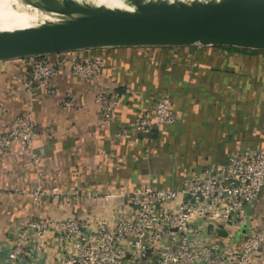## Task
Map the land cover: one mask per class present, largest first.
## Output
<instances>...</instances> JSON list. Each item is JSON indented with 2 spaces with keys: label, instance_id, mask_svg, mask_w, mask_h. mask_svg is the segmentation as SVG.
<instances>
[{
  "label": "crops",
  "instance_id": "crops-1",
  "mask_svg": "<svg viewBox=\"0 0 264 264\" xmlns=\"http://www.w3.org/2000/svg\"><path fill=\"white\" fill-rule=\"evenodd\" d=\"M92 56L104 59L102 72L78 78L73 61ZM49 58H66L54 92L46 85L24 91L28 59L0 61V135L5 123L25 109L34 112L39 126L31 149L15 146L10 155L0 156V258L15 226L28 219L64 220L90 211L109 217L137 187L178 188L190 171L224 163L233 152L264 149V53L190 45L104 47ZM100 90L120 97L108 124L100 122L95 103ZM165 94L177 115L175 124L150 138L117 137L119 127ZM71 96L76 105L65 103ZM40 173L47 190L57 179L61 194L81 196L67 204L46 190L38 205L30 192ZM248 217L252 227L264 225V191Z\"/></svg>",
  "mask_w": 264,
  "mask_h": 264
},
{
  "label": "built area",
  "instance_id": "built-area-1",
  "mask_svg": "<svg viewBox=\"0 0 264 264\" xmlns=\"http://www.w3.org/2000/svg\"><path fill=\"white\" fill-rule=\"evenodd\" d=\"M28 61L24 91L32 93L46 85L54 92V81L66 58L54 62L45 56ZM104 66L99 56L76 58L72 71L87 80L100 75ZM119 98L117 92H96L101 123L113 121ZM76 102L71 96L65 103L73 106ZM176 122L171 98L165 94L150 110L119 127L117 137L136 133L150 138ZM38 134L36 115L22 110L3 126L0 156L10 155L15 146L31 149ZM46 188L47 179L40 173L30 192L38 205ZM47 191L67 204L81 196L78 192L61 194L57 179ZM263 191L264 149L233 152L224 163L188 172L178 188H135L109 217L90 211L64 220L28 219L15 226L11 244L1 249L5 254L0 264H264V225L238 236L249 219L250 206L260 200ZM222 230L227 236L220 234Z\"/></svg>",
  "mask_w": 264,
  "mask_h": 264
},
{
  "label": "water",
  "instance_id": "water-1",
  "mask_svg": "<svg viewBox=\"0 0 264 264\" xmlns=\"http://www.w3.org/2000/svg\"><path fill=\"white\" fill-rule=\"evenodd\" d=\"M118 18H101L60 0H17L57 29L53 36L0 30V61L104 47L224 46L264 51V0H185L146 16L132 0H114ZM251 220L241 228L244 237ZM222 236L227 231L222 230Z\"/></svg>",
  "mask_w": 264,
  "mask_h": 264
},
{
  "label": "bare ground",
  "instance_id": "bare-ground-1",
  "mask_svg": "<svg viewBox=\"0 0 264 264\" xmlns=\"http://www.w3.org/2000/svg\"><path fill=\"white\" fill-rule=\"evenodd\" d=\"M80 10L106 18L107 14L118 18L115 9L118 3L114 0H60ZM148 16L154 7L169 2L184 3L185 0H132ZM0 30L24 31L41 36H53L57 29L47 24L36 14L24 9L17 0H0Z\"/></svg>",
  "mask_w": 264,
  "mask_h": 264
},
{
  "label": "trees",
  "instance_id": "trees-1",
  "mask_svg": "<svg viewBox=\"0 0 264 264\" xmlns=\"http://www.w3.org/2000/svg\"><path fill=\"white\" fill-rule=\"evenodd\" d=\"M216 47L225 49L230 52H237V53H243V54L264 53V51H261V50L244 49V48H236V47H224V46H216Z\"/></svg>",
  "mask_w": 264,
  "mask_h": 264
}]
</instances>
